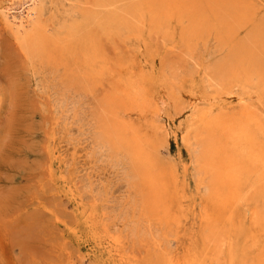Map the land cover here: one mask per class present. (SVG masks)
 <instances>
[{"label":"bare ground","instance_id":"obj_1","mask_svg":"<svg viewBox=\"0 0 264 264\" xmlns=\"http://www.w3.org/2000/svg\"><path fill=\"white\" fill-rule=\"evenodd\" d=\"M59 9V31L50 33L40 19ZM0 20L21 35L29 59L85 45L69 85L109 77L96 145L126 166L137 208L166 237L172 226L196 229L195 248L164 252L163 264H237V256L264 264V0H0ZM86 22L102 33L128 30L142 47L111 67L95 39L83 40ZM211 42L220 58L208 63L197 52ZM172 57H198L200 68L177 79ZM171 141L182 149L165 161ZM58 145L48 149L49 175ZM107 243L122 260L120 238ZM162 245L151 243L157 252Z\"/></svg>","mask_w":264,"mask_h":264},{"label":"rangeland","instance_id":"obj_2","mask_svg":"<svg viewBox=\"0 0 264 264\" xmlns=\"http://www.w3.org/2000/svg\"><path fill=\"white\" fill-rule=\"evenodd\" d=\"M61 12L48 11L41 17L50 33L59 31ZM0 22V264H163L164 252L195 248L191 237L195 228L191 234L187 224L188 238H182L183 229L178 232L172 226L166 237L162 226L147 219L148 211L137 208L140 198L125 182L126 166L116 164L96 145L109 77H99L93 88L87 82L68 84L85 45L75 53L67 49L63 56L29 59L21 35ZM82 32L83 40L95 39L111 67L116 63L113 58L127 60L142 47L129 39L128 30L102 33V27L86 22ZM58 36L70 39L65 33ZM203 48L197 54L206 62L220 58L212 42ZM197 61L198 57L167 59L171 67L178 66L177 79L195 76ZM57 144L59 160L53 161L49 175L48 149ZM181 149L180 143L171 141L165 161L174 160ZM61 180L69 184L72 195ZM160 234L168 240H161ZM107 237L120 238L124 260H119ZM153 241H160L163 251L154 250ZM235 261L255 263L238 256Z\"/></svg>","mask_w":264,"mask_h":264}]
</instances>
